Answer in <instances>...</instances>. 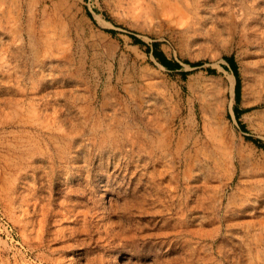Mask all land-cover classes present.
<instances>
[{
  "label": "rangeland",
  "instance_id": "obj_1",
  "mask_svg": "<svg viewBox=\"0 0 264 264\" xmlns=\"http://www.w3.org/2000/svg\"><path fill=\"white\" fill-rule=\"evenodd\" d=\"M0 264H264V0H0Z\"/></svg>",
  "mask_w": 264,
  "mask_h": 264
},
{
  "label": "trees",
  "instance_id": "obj_2",
  "mask_svg": "<svg viewBox=\"0 0 264 264\" xmlns=\"http://www.w3.org/2000/svg\"><path fill=\"white\" fill-rule=\"evenodd\" d=\"M134 40L136 42H142L141 39L134 37ZM153 54L155 55V57L166 67L168 68H179L182 67L181 64L179 63H175L173 61H170L169 59H167V57L165 56V54L162 51H158V50H153ZM229 63L233 66V71L235 73V76L238 77V73H237V68H236V63L234 61L233 58H228ZM211 72H215L214 69H211ZM238 91H239V81L236 85V98H238ZM237 110V109H236Z\"/></svg>",
  "mask_w": 264,
  "mask_h": 264
}]
</instances>
